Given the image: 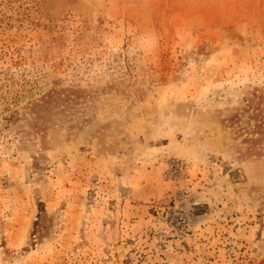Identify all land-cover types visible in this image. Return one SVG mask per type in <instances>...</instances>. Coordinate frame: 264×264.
<instances>
[{"label": "rangeland", "instance_id": "rangeland-1", "mask_svg": "<svg viewBox=\"0 0 264 264\" xmlns=\"http://www.w3.org/2000/svg\"><path fill=\"white\" fill-rule=\"evenodd\" d=\"M0 264H264V0H0Z\"/></svg>", "mask_w": 264, "mask_h": 264}]
</instances>
